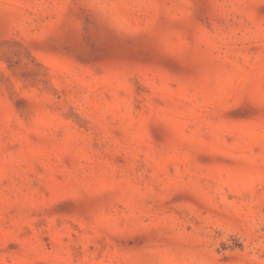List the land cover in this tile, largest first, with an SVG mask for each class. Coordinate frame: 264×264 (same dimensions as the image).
Here are the masks:
<instances>
[{
  "label": "rangeland",
  "instance_id": "1",
  "mask_svg": "<svg viewBox=\"0 0 264 264\" xmlns=\"http://www.w3.org/2000/svg\"><path fill=\"white\" fill-rule=\"evenodd\" d=\"M0 264H264V0H0Z\"/></svg>",
  "mask_w": 264,
  "mask_h": 264
}]
</instances>
